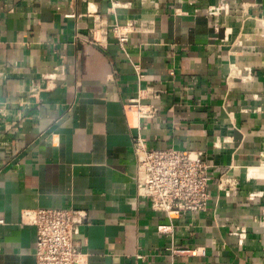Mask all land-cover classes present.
Segmentation results:
<instances>
[{
    "label": "crops",
    "instance_id": "1",
    "mask_svg": "<svg viewBox=\"0 0 264 264\" xmlns=\"http://www.w3.org/2000/svg\"><path fill=\"white\" fill-rule=\"evenodd\" d=\"M148 85L141 119L124 103ZM138 133L211 164L206 208L170 233L136 192ZM263 160L264 0H0V264H36L20 212L50 206L87 210L85 264H264Z\"/></svg>",
    "mask_w": 264,
    "mask_h": 264
},
{
    "label": "built area",
    "instance_id": "2",
    "mask_svg": "<svg viewBox=\"0 0 264 264\" xmlns=\"http://www.w3.org/2000/svg\"><path fill=\"white\" fill-rule=\"evenodd\" d=\"M127 25L133 30L152 32L154 19L145 17L136 25L132 23ZM128 30H123L118 24L112 27V32L122 49L126 48ZM102 33L105 34L106 31ZM92 39L95 43L103 45L99 38L93 36ZM55 77V73L43 74L44 87L55 86ZM163 92L162 87L145 86L138 90L136 96L129 97L124 106L127 109H134L141 119L153 117L158 107L142 100L159 99ZM132 148L137 169L135 176L137 195L148 199L151 208L164 213L167 219L166 222L157 225L158 232L170 233L173 222L181 215L206 208L210 197L208 185L212 176L209 171L211 164L203 157L202 151L173 146L148 148L145 138L139 133L133 137ZM224 180L230 186L234 184V181L228 178ZM255 195L258 193L253 196ZM89 221L87 210L73 206L24 208L20 212V222L32 225L36 229L32 248L36 264H85V253L81 251L76 237L80 234L81 227ZM259 222L264 224V209L262 220ZM1 223H4L2 218ZM183 251L173 249L175 254Z\"/></svg>",
    "mask_w": 264,
    "mask_h": 264
},
{
    "label": "bare ground",
    "instance_id": "3",
    "mask_svg": "<svg viewBox=\"0 0 264 264\" xmlns=\"http://www.w3.org/2000/svg\"><path fill=\"white\" fill-rule=\"evenodd\" d=\"M249 178L256 179L257 182L264 184V160L261 164L253 165L248 168V175Z\"/></svg>",
    "mask_w": 264,
    "mask_h": 264
}]
</instances>
